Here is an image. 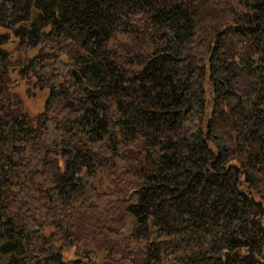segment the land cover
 <instances>
[{"label":"trees","instance_id":"1","mask_svg":"<svg viewBox=\"0 0 264 264\" xmlns=\"http://www.w3.org/2000/svg\"><path fill=\"white\" fill-rule=\"evenodd\" d=\"M0 25V264H264V0H0Z\"/></svg>","mask_w":264,"mask_h":264},{"label":"rangeland","instance_id":"2","mask_svg":"<svg viewBox=\"0 0 264 264\" xmlns=\"http://www.w3.org/2000/svg\"><path fill=\"white\" fill-rule=\"evenodd\" d=\"M8 32L9 30L7 28L0 25V36ZM15 47H16V40L11 39L7 45V48L13 50L15 49ZM19 91L23 97L24 104L31 115H36L43 111L45 101L48 95L47 89L46 90L33 89L30 88L29 85H25V83L23 82V84H20ZM100 188L109 191L114 189V186H111L109 182H104L102 183Z\"/></svg>","mask_w":264,"mask_h":264}]
</instances>
